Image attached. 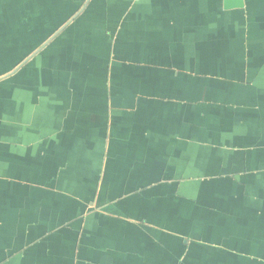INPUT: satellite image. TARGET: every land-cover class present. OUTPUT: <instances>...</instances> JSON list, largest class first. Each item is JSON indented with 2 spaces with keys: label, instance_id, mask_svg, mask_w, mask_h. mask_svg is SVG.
I'll return each mask as SVG.
<instances>
[{
  "label": "crops",
  "instance_id": "0c3cea01",
  "mask_svg": "<svg viewBox=\"0 0 264 264\" xmlns=\"http://www.w3.org/2000/svg\"><path fill=\"white\" fill-rule=\"evenodd\" d=\"M0 264H264V0H0Z\"/></svg>",
  "mask_w": 264,
  "mask_h": 264
}]
</instances>
